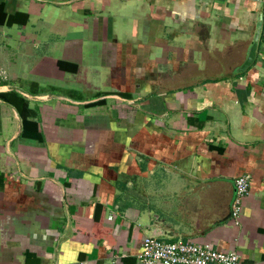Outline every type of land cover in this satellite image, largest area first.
Masks as SVG:
<instances>
[{
    "label": "crops",
    "instance_id": "crops-1",
    "mask_svg": "<svg viewBox=\"0 0 264 264\" xmlns=\"http://www.w3.org/2000/svg\"><path fill=\"white\" fill-rule=\"evenodd\" d=\"M263 1L0 0V264H138L156 229L264 264Z\"/></svg>",
    "mask_w": 264,
    "mask_h": 264
},
{
    "label": "built area",
    "instance_id": "built-area-1",
    "mask_svg": "<svg viewBox=\"0 0 264 264\" xmlns=\"http://www.w3.org/2000/svg\"><path fill=\"white\" fill-rule=\"evenodd\" d=\"M262 16L264 25V7ZM250 181L249 175L241 176L235 181L236 194L230 219L234 227L241 226L244 202L250 195ZM116 220L115 214L111 213L108 221L115 223ZM119 228L113 225L116 235ZM141 242L138 264H240V255L236 251L219 250L213 244L196 240L179 238L176 242H168L163 238L144 235Z\"/></svg>",
    "mask_w": 264,
    "mask_h": 264
},
{
    "label": "water",
    "instance_id": "water-1",
    "mask_svg": "<svg viewBox=\"0 0 264 264\" xmlns=\"http://www.w3.org/2000/svg\"><path fill=\"white\" fill-rule=\"evenodd\" d=\"M263 28H264L263 16H261L258 23H257L254 39H253V41L249 47L247 57H246L244 63L236 69V71H235L236 75L244 74L254 65L256 58H257L258 47H259ZM229 219H230V215H228V217L223 219L220 223H224V222L228 221ZM154 232H155V234L148 233L146 235L150 236L152 238H163V236L167 235V233H165L164 230H157L156 229V230H154Z\"/></svg>",
    "mask_w": 264,
    "mask_h": 264
}]
</instances>
